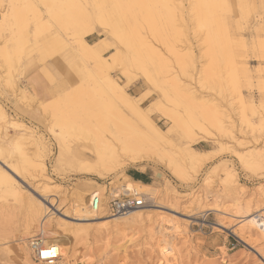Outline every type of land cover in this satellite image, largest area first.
I'll use <instances>...</instances> for the list:
<instances>
[{"label":"rangeland","instance_id":"obj_1","mask_svg":"<svg viewBox=\"0 0 264 264\" xmlns=\"http://www.w3.org/2000/svg\"><path fill=\"white\" fill-rule=\"evenodd\" d=\"M181 1L179 8L181 20L179 25L182 28L180 30L187 39L189 46H191L194 58L195 60L197 59L195 66L199 70L202 67L205 68L206 65L198 57L201 50H203L202 43L207 32L205 29V31L193 30L194 25H192L190 20V5L193 4V0ZM261 1L226 0L225 11L221 13V18L226 26L225 29L233 47V51L231 49L229 52L232 51L231 53L233 54L235 51L237 54L240 50L243 54L239 52L235 55L234 52L235 61L233 65L235 66L233 67L232 65L227 69L231 70V67H233L232 70L235 72L236 79L239 82L240 92L244 97L245 103H250L252 100L253 104L256 105L253 113L255 115L248 108L243 109L244 114L254 122H257L260 117L264 119V108L259 105L261 98L264 97V54L262 53L264 48L257 46L260 40L264 42V1ZM40 2L41 0H0V35L6 41V45L0 41V50L5 47L9 59V67H6L8 72L5 71L6 65L0 59V107L8 119L16 120L21 123L22 127L32 129L36 138L41 140V144L44 147L43 159L47 167V176L51 179V185L54 186L52 190L55 193L51 194L54 198L52 196L45 198L40 191H33V186L37 181L33 183L32 181L18 179V184L16 185L20 195L16 197L0 194V264H23L17 254H20V250L27 245L31 238L41 235L44 242H46L52 237L50 233L49 235H47V232L44 234L40 233L39 229H36L31 234V238L20 233L23 229L28 204L37 199L44 205H46L45 202L55 201L56 205L54 208H50L52 212L49 213L50 217L48 218L52 223L57 221L66 222L70 226L86 230L85 234L82 233L84 235L80 234L82 237L78 236L77 238L70 233H66L67 235L65 234V236L68 242L67 240L64 242V245L68 244L65 246V250L69 252V255L74 254V257H78L83 254L84 264H162V259L156 248V239L158 240L159 227L161 225L165 228L168 226L163 224L165 221L174 223L181 231H186L192 240L191 246H187L183 244L175 233L170 232L167 234V240L173 241L175 248L178 247L179 251H176L179 253L180 257L178 258L180 259H178L179 262L177 261V264H264V239L252 234L250 231H237L242 221H247L254 215L264 212V206L260 199V190L264 185V178H260L258 174L256 175L246 170L234 154V151L246 153L254 149H256L254 150L256 152L263 150L264 131L254 129L256 130L254 132V130L246 129L245 125L238 119V112L242 106L237 100V95L234 92L232 94V92L226 91L223 100L217 95L204 93L205 99L215 96L224 107V111L229 114L230 121L229 123L226 122L225 126L235 131H233L234 133L232 132L231 136H222V132L213 127L209 120L203 123L205 132L192 128L194 131L190 140L182 137L179 129L172 128L169 131V127L172 124L168 116L181 117L184 113L183 105L173 96L170 91L171 87L166 80L175 78L176 75L179 81L196 88L198 73L196 72L197 70L192 73L191 82L184 78L167 53L166 48L150 36L142 21V17L139 15L137 17L138 35L142 39L148 40L146 43L148 42L155 51L159 49L158 51L162 53L161 55L164 58H168L172 64L169 63V67L173 66L168 69L163 64L162 70L164 73L162 77L165 85L163 82L160 85L157 80L156 82L154 81L155 84H153V81L148 82L143 77L139 67L130 64L129 61L122 60L119 63H115L111 69L102 67L98 70L93 60L83 58L84 61H81L80 55L76 54L75 47L72 45L73 47L71 46V48H54L55 50H52V58L50 57L52 61L58 62V65L65 69L64 71L69 76L62 75L59 72L60 78L64 80L51 82L46 76L47 70L43 67L42 72L47 80L45 82L48 87L43 88L40 86L38 80H36L38 86L33 87L34 81H31L32 77L30 79L26 78L27 70L29 68L32 69L34 66L37 68L42 64L39 61V54L41 51L48 49V45L43 44L42 40L50 32L55 31L52 28L55 22L47 15H44L42 19L40 18L41 20L39 19V23L36 26L30 21L33 17L31 12L33 8L31 6L33 7L34 4L40 6ZM80 2L90 4L91 0H81ZM2 17L5 18L3 19ZM96 28V32L85 39L89 45H94L99 43L100 39H104L107 47H110L107 51H103L102 56L107 58L109 63L110 59L108 57L111 53H116L117 50L123 55V58L127 56L126 48L117 44V41L108 32L105 33L98 27ZM59 33V37L65 38V33L71 37L73 32L68 30L66 32L59 31ZM239 40H244V49L242 48L243 46H238L240 44ZM230 42L228 49H230ZM254 43L256 45L252 47ZM181 44H177V47L183 49L185 42ZM197 44L200 45V48ZM235 45L237 50H234ZM253 48L256 49L254 50ZM65 55H67V58H65ZM44 56L42 61L50 60L47 55ZM159 67L158 65H148V69L154 75L159 70ZM170 71L173 73L171 74ZM8 73L13 84L19 89H24L27 97L22 96L23 94L19 90L11 92L9 84L6 82V74ZM76 73H78L77 76ZM88 73H90V76H88ZM107 76L113 78L128 94L135 97L140 103V107L149 111V118L161 130L168 131L167 134L171 143L170 150L173 152V157L176 161L175 165L183 167L191 176V181L183 182L180 171H175L173 166L168 165L166 161H156L153 165H148L142 171V174H145L148 184L158 188L160 191L155 202L150 203L145 209L138 210V215L142 219L140 222H136V225L127 226L123 234L116 232L111 234L113 232L111 230L107 232L108 235L103 230L105 228L102 227V223H104L102 220L79 222L69 211V201L67 200L70 192L75 188L79 190L88 189L95 185L91 184L93 182L102 186L111 182V186H119L124 184L125 180L118 179V176H107L105 179L99 180L92 176L79 175L76 172L74 163L67 164L66 161H64L63 165H56V157L60 154V145L58 143L60 138L73 149V154L75 153L74 150L76 151V147L87 146L90 143L87 138H83L84 133L72 131L69 128L68 132L64 130L65 128L60 129L58 126L54 128L56 125L53 123L55 121V112L51 108L54 103L68 92L77 89L79 85L84 88L83 104L92 100H99L100 102L101 99L105 101L111 99L113 97L112 93L102 83ZM88 87H90L89 92L91 93L85 92V90L88 91ZM95 90L99 91L93 93ZM162 90H166L169 94L168 98H164ZM40 93L46 95L48 99L45 101L37 99V95ZM155 102H160L162 104L160 108L162 109L151 106ZM33 108H37L36 111L41 114V118L36 122L27 120L24 117V111ZM98 108H100L99 104H97V107H92V109ZM228 124L231 125L229 126ZM200 137H205L206 141L196 144L200 141ZM236 141L241 144L244 143V145L239 146L238 143H235ZM187 142H191V146H194L193 148L200 152L212 151L207 155L210 157L209 159L206 158L207 156H202L201 166L197 171V165H188L187 158L179 150V147L182 146L183 148ZM223 166L235 176V181L240 187L237 192L241 190L240 193H242L240 196H235L232 189L224 186ZM124 172L127 174L128 172L141 171L135 167L128 166L124 168ZM39 182L42 183L38 181V184ZM236 198H239L237 203L235 202ZM247 207L248 209H246ZM59 233L63 235L61 231ZM127 240H129V243H127ZM119 247L122 249H119L118 252L116 248L118 249Z\"/></svg>","mask_w":264,"mask_h":264},{"label":"bare ground","instance_id":"obj_2","mask_svg":"<svg viewBox=\"0 0 264 264\" xmlns=\"http://www.w3.org/2000/svg\"><path fill=\"white\" fill-rule=\"evenodd\" d=\"M80 1L81 0H41L40 6L35 4L33 7L31 6V8H33L31 11L33 17L30 21L33 22V25L36 26V24L39 23V19H42L44 15H47L55 22L53 23L55 25L52 26L55 31L50 32L48 36L42 40L43 44L48 45L47 50L45 49L41 51V53L39 52L40 60H38L42 64L46 62L42 61L43 57H45L44 55H47V58L50 59L54 48H71V46L74 45L75 52L80 55L81 61L83 58L93 60L98 70L102 67L111 69L115 63H119L122 60L129 61L130 64L139 67L143 77H145L148 82L153 81V84H155L154 81L156 82L157 80L160 82V85H162L161 82L165 85L164 78L162 77L164 73L162 70L163 64H165L168 69L173 66L169 67V59L164 58V56L161 55L162 53L158 51L159 49L155 51L148 42L146 43L148 40L142 39V37L138 35L137 17L139 15L142 17V21L147 31L150 33V36L166 48L167 53L178 67L181 75L190 82L192 81V73L197 70L195 66L197 64V59L195 60L190 48L191 46H189L187 39L180 30L182 28L179 25L181 20V15L179 14V8L182 3L181 0H91L90 4H84ZM225 1L226 0H193V4L191 3L192 5H190V20L192 25H194L193 30L203 31L205 29L207 32L206 36L204 35V41L202 40L203 50H201L198 57L199 60H203L206 65L205 68L202 67L196 71L198 73L196 88L191 87L190 84L179 81L176 75L175 78L170 79L168 77L169 79L166 80L171 87L170 91L173 96L183 105L184 113L181 117L168 116L172 124V126L169 127V131L172 130V128L179 129L182 137L185 139H191L194 131L192 128L200 132H205L206 130L203 123L207 120L211 122L213 127L223 133H221L222 136H231V134L235 132L228 126H225L226 122L229 123L230 116L227 111H224L225 109L220 101L215 96L210 99H205L204 93L217 95V97L224 100L226 91L232 92V94L234 92L237 95L238 102L242 106V108L239 107L238 119L245 125L246 129L264 131L263 118L260 117L257 122H254L252 119H249L243 111V109L248 108L253 114L256 105L253 104L252 100L250 103H245L244 97L240 92L239 82L236 79L235 72L232 70L235 66L233 65L235 55L241 52L239 48L243 46L244 40H239L240 44L238 43V46L241 45L238 48L239 52L236 54L234 51L235 55L234 52L232 54L233 47L229 40L230 37L221 18V13L225 11V3H227ZM158 16L161 17L158 18ZM49 18L48 20H50ZM52 20L50 21L52 22ZM96 27L105 33L108 32L109 35L117 41V44L126 48L128 53L127 56L123 58V55L117 50L116 53H111L108 57L110 59L109 63L107 58L102 56L103 51H107L110 47H107L104 39H100L99 43L89 45L85 39L96 32ZM68 30L73 32L71 37L67 35V33H65V38L59 37V31L66 32ZM0 41L6 45V41H4L1 35ZM184 42L185 46L183 49L177 47V44H183ZM229 42L231 44L230 49H228ZM197 45L200 48V45ZM255 45L254 43L252 47H255ZM257 46L264 48V42L260 40ZM187 47L189 48L187 49ZM235 47L236 45L234 46V50H237ZM242 48L244 49V46ZM231 49L232 51L229 52ZM6 50L5 47L1 48L0 59H2V63L6 65L5 71L8 72L6 67H9V59ZM46 51L49 52L46 53ZM262 53L264 54V52ZM241 54H239V56H241ZM149 64L160 66L155 75L148 69ZM232 65L233 67H231V70H228L227 68ZM6 75V82L9 84L11 92H17V90H19L22 92V96L27 97L24 89H19L13 84L9 76L10 74L8 73ZM46 76L51 82H57L48 71H46ZM88 76H90V73H88ZM33 79L36 78L34 77ZM33 79H31V81H33ZM103 80L102 83H104L106 89L113 95L111 99L106 101L101 99L100 102L99 100H92L86 103L87 105L83 104L82 96L84 88H81L79 85L77 89L68 92L52 105V111L55 112V121L53 123L56 125L54 128L58 126L60 129L65 128L64 130L66 131H68L69 128V130L72 129V131L84 133L85 135H83V138H87L90 143V145L87 146L76 147V151L74 150L75 153L73 154V149H71L69 145H66L64 141H62V138L59 139L58 137L60 154L56 157L55 164L63 165L64 161H66L67 164L74 163L77 174L86 177L92 176L99 180H103L107 176H118V179L125 180L124 185L126 189L135 190L146 195L150 203L155 202L160 192L159 189L150 184L133 181L125 174V167H135L142 172L148 165H153L156 161H166L168 165L173 166L175 171H180L183 182L186 183L189 180L191 181L190 173L185 171L183 167L175 165L176 161L173 157L172 150H170L171 143L168 138V131L161 130L149 118V111L140 107L138 100L128 94L124 88L113 80V78L107 76ZM33 83V87L38 86L36 80H34ZM89 89L90 87H88V91L85 90V92L91 93ZM98 91L95 90L93 93H97ZM162 94L165 96L164 98L169 97L166 90H162ZM259 103V105L264 108V97L261 98ZM97 104H99L100 108L92 109L93 106L97 107ZM161 105L160 102H155L151 106L160 108ZM20 124L21 123L16 120L8 119L5 112L0 107V194L17 197L20 195V191L17 189L16 185L18 184L17 180L23 179V181L28 180L33 183L37 181L33 186V191H40L45 198L51 196L54 198V196L51 195L55 193L52 190L54 186L51 185V179L47 176V167L43 159L44 147L41 144L42 142L39 138H36L32 129L22 127ZM191 125H193V127H191ZM256 130H254V132H256ZM205 141V137H200V141L196 144ZM237 141L235 143H238L239 146L244 145V143L241 144ZM193 147L191 146V142H187L184 144L183 148L182 146L179 147V150L184 154V157L187 158L188 165H197V171L201 166L202 156H207L212 151L200 152ZM254 150L245 151L246 153L234 151V154L239 163L242 164L246 170L256 175L258 174L260 178H264V149L259 152ZM206 158L209 159L210 157L207 156ZM222 173L224 174V186L232 189L235 196H240L242 193H240L241 190L237 192L240 187L235 181V176L225 166H223ZM38 181L42 183L39 182L38 184ZM91 184L95 185L83 190L77 188L73 189L67 200L69 201V211L79 222L102 220V222H104L102 223V227L105 228L103 230H105L106 233L112 230L113 232H111V234L115 232L123 234L127 226L136 225V222H140L142 217L138 215V211L123 217L108 216L105 210V203L101 205L98 211H92L90 203L93 197L96 195L102 197L105 192V187L94 182ZM238 199L235 201L236 203ZM260 199L264 206V185L260 190ZM29 203L26 209L23 229L20 233L30 238L31 234L36 229H39V232L42 234L47 232V235H49L50 233L52 237L46 242H44L43 239L42 241L46 247L52 249V253L55 256L53 264H77L78 262L79 264H84L83 254L74 257L72 252L73 255H69V252L65 250V246L68 244L64 245V242L67 240L65 236L66 233H70L77 238L80 234L84 235L86 230L70 226L66 224V222L61 223V221H57L52 223L48 218L50 217L49 213L52 212L50 208H54L56 205L53 200L45 202L47 206L38 201V199ZM246 209H248V207ZM163 224H167L169 228L166 227V229L163 225H159L160 227L157 234L158 240L156 239L157 252L162 259V264H177L178 259H180L178 258L180 257L179 253L176 251L178 247L175 248L174 242L167 240V234L170 232L175 233L176 236L182 240L183 244L187 246H191L192 240L189 238L186 231H181L174 223L165 221ZM60 231L63 235L59 233ZM237 231H250L252 234L264 239V212L254 215L247 221H242ZM29 241L27 245L20 250L22 253L20 252V254H17L21 258V263L43 264L34 261L29 247ZM127 241V243H129V240ZM119 249L122 248H116L118 252ZM71 258L73 259L71 260Z\"/></svg>","mask_w":264,"mask_h":264},{"label":"built area","instance_id":"obj_3","mask_svg":"<svg viewBox=\"0 0 264 264\" xmlns=\"http://www.w3.org/2000/svg\"><path fill=\"white\" fill-rule=\"evenodd\" d=\"M104 187L103 196H94L90 203V208L94 212L98 211L101 205L105 203V210L108 216L123 217L132 212L145 209L150 205L146 195L135 190H128L124 184L111 186V182H108ZM29 247L36 263L53 264L55 256L52 253V249L43 244L41 235L31 238ZM46 252L50 254L45 255L44 253Z\"/></svg>","mask_w":264,"mask_h":264},{"label":"crops","instance_id":"obj_4","mask_svg":"<svg viewBox=\"0 0 264 264\" xmlns=\"http://www.w3.org/2000/svg\"><path fill=\"white\" fill-rule=\"evenodd\" d=\"M261 1V0H260ZM262 2V1H261ZM65 58H67V55H65ZM64 58V60H65ZM40 66V68H39ZM37 68H35L36 66H34L32 69H28L27 74H26V78L30 79V77H32V79L35 77L36 79L34 80H38L40 86H42L43 88L48 87L46 86V78L43 75V67L50 72V74L56 79V80H64L60 78V73L63 75L65 74V76H69L68 73H66L60 65H58V62L56 61H52L51 59L49 61H46L45 63L39 65ZM60 72V73H59ZM78 75V73H76V76ZM66 79V77H65ZM47 81V80H46ZM39 88V87H38ZM40 89V88H39ZM37 99H39L40 101H45L48 99V97L42 93L37 95ZM37 108H33V109H29L27 111H24V117L27 120H31L33 122H36L40 117V113L38 111H36ZM127 176L132 179L133 181L136 182H140L142 183L144 180L146 181V176L145 174H142V172H128Z\"/></svg>","mask_w":264,"mask_h":264},{"label":"trees","instance_id":"obj_5","mask_svg":"<svg viewBox=\"0 0 264 264\" xmlns=\"http://www.w3.org/2000/svg\"><path fill=\"white\" fill-rule=\"evenodd\" d=\"M143 184H148L145 180L142 182Z\"/></svg>","mask_w":264,"mask_h":264},{"label":"snow or ice","instance_id":"obj_6","mask_svg":"<svg viewBox=\"0 0 264 264\" xmlns=\"http://www.w3.org/2000/svg\"><path fill=\"white\" fill-rule=\"evenodd\" d=\"M44 254H45V255H49L50 253H47V252H46V253H44Z\"/></svg>","mask_w":264,"mask_h":264}]
</instances>
